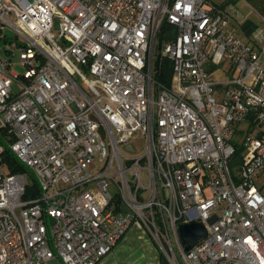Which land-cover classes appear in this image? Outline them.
<instances>
[{
    "label": "built area",
    "instance_id": "built-area-1",
    "mask_svg": "<svg viewBox=\"0 0 264 264\" xmlns=\"http://www.w3.org/2000/svg\"><path fill=\"white\" fill-rule=\"evenodd\" d=\"M207 2L0 0V131L26 170L0 145V264H98L134 224L168 264H264V33L239 40ZM191 222L206 234L185 251Z\"/></svg>",
    "mask_w": 264,
    "mask_h": 264
},
{
    "label": "crops",
    "instance_id": "crops-1",
    "mask_svg": "<svg viewBox=\"0 0 264 264\" xmlns=\"http://www.w3.org/2000/svg\"><path fill=\"white\" fill-rule=\"evenodd\" d=\"M206 4L205 9L221 15L226 22V29L233 33L239 40L249 42L255 47L260 45V42L253 41L252 33L256 30H261L262 33H264V0H208ZM251 28L253 29L251 30ZM262 42H264V38H262ZM225 64L226 63H223L222 67H224ZM224 73L227 76L226 79L234 75V72L230 70V65ZM133 226L136 231H138L137 236L142 240L144 235L143 230L138 224H134ZM124 240L125 236L116 245L113 252L123 244ZM142 242L144 243V241L140 242L141 251ZM146 248L148 247L146 246ZM112 258L111 253H109L98 264H113L115 262ZM148 262L149 260L147 257L144 264H149ZM155 263L158 264L159 262L156 261Z\"/></svg>",
    "mask_w": 264,
    "mask_h": 264
},
{
    "label": "rangeland",
    "instance_id": "rangeland-1",
    "mask_svg": "<svg viewBox=\"0 0 264 264\" xmlns=\"http://www.w3.org/2000/svg\"><path fill=\"white\" fill-rule=\"evenodd\" d=\"M206 5L207 4L205 3L204 8H206ZM3 33L6 34V36L10 38H13V36L15 35L14 31L10 27H6ZM52 33L55 36L58 33V19L57 18H54L53 20ZM0 49H1V57L7 60L9 58V55L5 54V52L3 51L4 49L3 45H0ZM18 55H19L18 50H15L13 54V59H12L13 62L19 61ZM224 63H226L224 67L222 68L216 67L213 69H209L211 68V65L209 63L206 64V70L210 72V75L212 76L215 82H222L226 80L227 76L225 75L224 72L228 68L229 64L228 62H224ZM16 70L18 72L21 71L20 68L18 67L16 68ZM12 89H13V92L16 93L19 90V86L15 82H13ZM135 144L138 147L144 146V138L139 137L137 141L135 142ZM26 180L27 182L32 183V178L28 174H26ZM262 180H264V178L262 177L257 179V183L261 184ZM95 197L97 199V202L100 204V200H101L100 197L96 194H95ZM137 233L138 231H136L133 225L127 230L123 244L119 248H117L115 252L113 251L111 252V255L113 257L112 259L115 262L113 264H135V263L144 264V262L147 260V257L149 260L148 262L149 264H156L155 263L156 261L159 262L160 260L159 257L161 254L160 250L156 247V245L153 243V241L150 239L148 235L144 233L142 240H140L141 238L137 236ZM141 241H144V243L142 242L143 244H141L142 251L140 250ZM146 246L148 248H146Z\"/></svg>",
    "mask_w": 264,
    "mask_h": 264
},
{
    "label": "trees",
    "instance_id": "trees-1",
    "mask_svg": "<svg viewBox=\"0 0 264 264\" xmlns=\"http://www.w3.org/2000/svg\"><path fill=\"white\" fill-rule=\"evenodd\" d=\"M252 29L253 28H251V30ZM173 38L174 29L170 25L163 23V25L159 28L156 33L157 52L153 55L152 68L154 80L165 86L170 85L172 63L166 58H161L159 55V50L164 42L172 40ZM4 132L5 131H0V145L4 146V151L2 154L4 165H6L8 170H10L11 172H25L26 170L24 169V166L21 163L17 162L15 156L12 154L7 144L2 141V136ZM234 145L235 152L230 163L231 168L239 164L241 155L243 154V149L240 140L235 141ZM159 259V264H168L162 254H160Z\"/></svg>",
    "mask_w": 264,
    "mask_h": 264
},
{
    "label": "water",
    "instance_id": "water-1",
    "mask_svg": "<svg viewBox=\"0 0 264 264\" xmlns=\"http://www.w3.org/2000/svg\"><path fill=\"white\" fill-rule=\"evenodd\" d=\"M177 233L180 243L185 251L205 237L204 226L199 222L178 225Z\"/></svg>",
    "mask_w": 264,
    "mask_h": 264
}]
</instances>
